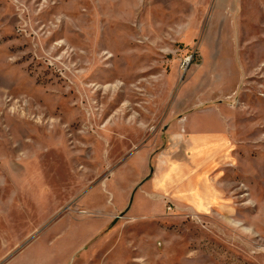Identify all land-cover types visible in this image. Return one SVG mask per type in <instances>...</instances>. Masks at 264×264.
<instances>
[{"label":"rangeland","instance_id":"rangeland-1","mask_svg":"<svg viewBox=\"0 0 264 264\" xmlns=\"http://www.w3.org/2000/svg\"><path fill=\"white\" fill-rule=\"evenodd\" d=\"M0 0V264H264V0ZM229 109L223 197L141 187L185 95ZM195 102H199L196 98Z\"/></svg>","mask_w":264,"mask_h":264},{"label":"crops","instance_id":"crops-1","mask_svg":"<svg viewBox=\"0 0 264 264\" xmlns=\"http://www.w3.org/2000/svg\"><path fill=\"white\" fill-rule=\"evenodd\" d=\"M241 11L244 0H234ZM212 98L180 96L162 119L169 135L177 143L165 158L161 156L150 166V151L139 147L125 162L139 163L141 187L159 202L169 201L176 206L203 211L216 205L223 197V185L213 175L214 165L231 156L232 119L223 104H202ZM196 98L199 102H195Z\"/></svg>","mask_w":264,"mask_h":264}]
</instances>
